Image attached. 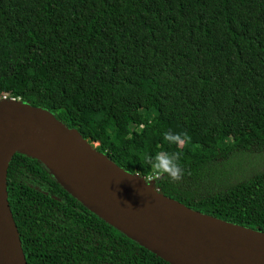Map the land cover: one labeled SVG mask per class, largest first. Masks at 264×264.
<instances>
[{"label":"trees","instance_id":"16d2710c","mask_svg":"<svg viewBox=\"0 0 264 264\" xmlns=\"http://www.w3.org/2000/svg\"><path fill=\"white\" fill-rule=\"evenodd\" d=\"M41 108L119 168L181 153L157 189L264 233V0H0V100ZM186 133L181 148L162 133ZM7 196L27 264H167L16 154Z\"/></svg>","mask_w":264,"mask_h":264},{"label":"water","instance_id":"95a60500","mask_svg":"<svg viewBox=\"0 0 264 264\" xmlns=\"http://www.w3.org/2000/svg\"><path fill=\"white\" fill-rule=\"evenodd\" d=\"M97 146L44 109L0 100V264H27L7 196L16 154L42 165L84 209L167 264H264V233L165 197L157 180L127 173Z\"/></svg>","mask_w":264,"mask_h":264},{"label":"clouds","instance_id":"9594fccd","mask_svg":"<svg viewBox=\"0 0 264 264\" xmlns=\"http://www.w3.org/2000/svg\"><path fill=\"white\" fill-rule=\"evenodd\" d=\"M163 142L177 149L188 143L190 137L186 133L166 131L162 133ZM147 163L157 176H167L173 181H179L184 175L181 164V153L176 150H163L152 153L147 158ZM144 181V180H143ZM147 187L148 183L144 182Z\"/></svg>","mask_w":264,"mask_h":264},{"label":"built area","instance_id":"2783aa9c","mask_svg":"<svg viewBox=\"0 0 264 264\" xmlns=\"http://www.w3.org/2000/svg\"><path fill=\"white\" fill-rule=\"evenodd\" d=\"M5 99V98H3ZM159 178V176L157 175H153V176H149L146 178L147 181H154V180H157Z\"/></svg>","mask_w":264,"mask_h":264},{"label":"rangeland","instance_id":"374dc122","mask_svg":"<svg viewBox=\"0 0 264 264\" xmlns=\"http://www.w3.org/2000/svg\"><path fill=\"white\" fill-rule=\"evenodd\" d=\"M146 180V178H144ZM158 180V179H157ZM147 181V180H146Z\"/></svg>","mask_w":264,"mask_h":264}]
</instances>
